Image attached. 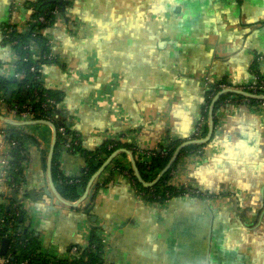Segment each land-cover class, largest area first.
Listing matches in <instances>:
<instances>
[{"label":"crops","instance_id":"0c3cea01","mask_svg":"<svg viewBox=\"0 0 264 264\" xmlns=\"http://www.w3.org/2000/svg\"><path fill=\"white\" fill-rule=\"evenodd\" d=\"M35 1L0 0L3 79L16 73L3 28L26 32L32 20L26 4ZM70 2L43 32L58 64L43 65L40 72L44 87L63 94L58 114L85 153L111 141L144 151L169 138L190 141L206 103V80L230 89L255 78L264 82V0ZM30 51L38 60V48ZM213 115L210 140L201 153L181 157L169 181L200 196L144 201L130 181L129 156L121 154L96 179L86 215L87 199L72 209L54 206L43 194L49 190L50 125L10 126L35 120L13 116L0 99V159L8 152L4 133L10 128L38 144L25 143L23 172L26 194L34 191L36 201L27 195L21 203L24 227L38 237L41 253L65 259L71 247L87 245L95 228L106 240V264H264V108L231 99ZM205 127L202 139L208 117ZM58 163L70 180L85 170L84 156L65 149ZM12 194L0 181V204Z\"/></svg>","mask_w":264,"mask_h":264},{"label":"trees","instance_id":"16d2710c","mask_svg":"<svg viewBox=\"0 0 264 264\" xmlns=\"http://www.w3.org/2000/svg\"><path fill=\"white\" fill-rule=\"evenodd\" d=\"M28 9H32L31 22L29 29L22 33L18 32L15 28L9 33H7L8 26H4L3 42L5 45H10L13 52L18 57L16 63V73L22 75V79L10 78V79H0V92H3L6 96L7 92H11V98L9 102L4 99V104H6L7 109L12 108L22 109L24 106H30L34 110L35 121H48L56 127V145L54 148L53 160H52V180L58 194L65 201L74 203L80 199V192H84L89 180L97 172L99 167L104 163V161L115 151L120 149H126L131 153L133 158L136 157V147H129L128 145H119L115 142H106L97 151L94 152H84L81 148V142L76 133L71 131L70 123L66 122L65 119L61 118L58 114V106L63 101V94L57 90L48 89L44 87L43 83L39 81L41 78V66L49 64H58L55 59H43V56H48L51 53V48L43 36V32L51 27H53L57 19L54 15L55 10L60 14L64 15L67 10L71 7L70 0H36L33 3L26 4ZM39 17H43L45 22L40 23L38 21ZM30 43L36 45L39 50L40 57L38 60L31 61V51ZM28 59V61H27ZM63 69V66L60 65ZM35 67L36 73H32L30 69ZM219 85H224L223 82L218 83ZM228 87V85H226ZM221 91L215 86H211L206 93V106L209 107L211 103V94H217ZM233 95H224L216 103L214 108L215 112L222 106L226 104ZM238 103H243L244 98L236 96ZM47 99L55 101L54 106H48L43 109V104L46 103ZM262 101H249V106H259L263 104ZM204 109V108H203ZM208 110H203L202 115L207 118ZM214 117V127L216 126V119ZM61 123V125H59ZM64 130L62 134L60 129ZM5 138L7 143L11 146L10 150V161H9V172L6 181V186H12V191L18 197L19 202L11 199L8 204H0V242L4 239L5 234L8 231H16L15 235L9 237L10 249L9 252L12 255L11 264H20L26 261L28 264H102L104 262L102 253L101 238L97 235V229L92 228L89 236V241L85 246H77L81 253V256L75 263H68L63 260H52L47 255L41 253L40 244L38 237L35 233L29 232L24 224L28 221L26 212L23 209L21 200L27 199L26 191L20 193L16 187L24 184V162L27 159L25 157V143L31 142L32 144L38 146L36 140L20 131L19 129L10 128L5 131ZM207 134V128L205 127L202 137ZM193 137L190 139L192 141ZM77 141L78 145L74 146V142ZM184 142L181 140H168V143L164 146L159 147L154 150L155 156L150 158L149 165L146 162L140 161V159L135 160L136 168L145 183H150L155 179L170 161L175 150ZM66 144H71L73 146V152L84 156L85 160V170L82 175L75 179L70 180L65 178L59 169V154L65 149ZM205 145H192L184 148L179 157L177 158L171 169L161 178L159 183L152 188H143L138 184L134 178L132 170L128 173L131 176L133 184L139 193L142 194L144 201L149 203H164L165 193H170L171 197L169 200L176 197H184L185 193L183 190H178L172 186L163 187V184H167L172 178V173L177 170L179 161L181 157L201 153L202 148ZM66 150V149H65ZM144 151V150H141ZM69 152V151H68ZM147 152V151H145ZM101 155L103 158H101ZM125 157V155H123ZM149 168V170H148ZM121 171H123L121 169ZM200 195H192V197H197ZM209 197L210 196H206ZM213 197V196H211ZM22 217V221L19 222V218ZM22 228L26 230V233L21 236L16 235L18 230ZM95 248V251L92 250ZM84 258L86 260H84Z\"/></svg>","mask_w":264,"mask_h":264},{"label":"built area","instance_id":"2783aa9c","mask_svg":"<svg viewBox=\"0 0 264 264\" xmlns=\"http://www.w3.org/2000/svg\"><path fill=\"white\" fill-rule=\"evenodd\" d=\"M12 11L14 12L15 11V6H14V2H13V6H12ZM54 15L56 17V19L60 16V13L55 10L54 12ZM38 21L40 23H44L45 20L43 17H39ZM29 25L30 23L26 26L27 30L29 29ZM14 28L12 26H8V29H7V33L6 34H9ZM26 30V31H27ZM5 36L3 35V38ZM48 45L50 46V43L47 42ZM51 47V46H50ZM32 48H36V45L33 44V43H30V50ZM14 53V52H13ZM15 57H16V63L18 61V57L16 56V54L14 53ZM39 57H40V54H39ZM43 59H48V60H51V59H55V56L52 55V53H50L48 56H43L42 57ZM30 60L31 61H34V59L32 58V56L30 57ZM28 61V59H27ZM30 71L32 73H36L37 70L35 69V67H32L30 69ZM1 75H0V79H1ZM15 78H18V79H22L23 76L22 75H19L17 73H15ZM40 82L41 81V78L39 79ZM211 86H215V88H219L222 90H225V89H229L230 87H227L226 85H222V84H215V85H211L210 83H208V81L206 80V87H207V90L211 88ZM235 90H240V91H244L248 94H251V95H258V96H264V82L260 81L258 78H255L253 80L252 83L250 84H247L245 86H242L240 88H237ZM216 96V94H211L210 95V98L213 100V98ZM0 99L2 102H4V99H5V94L3 92H0ZM231 99H233V101H238L236 100V95H233L229 100L226 101L229 102ZM211 100V101H212ZM249 101L250 99L248 98H244V101L243 103L245 105H249ZM239 102V101H238ZM264 102V101H262ZM55 105V101L54 100H51V99H47L46 100V103L43 104V109H45L46 107L48 106H54ZM210 106V105H209ZM254 107H258V106H254ZM259 107H263L264 108V103L263 104H260ZM206 108L207 110L209 109L208 106H206V103L204 105V109L206 111ZM10 113L15 116V117H18L19 119H22V120H25V119H33L34 118V110L32 107L30 106H24L22 109H17L16 107L15 108H12L10 110ZM208 116V114H207ZM206 121H207V118H205L203 115L201 116V118L199 119L198 123L196 124V128H195V131H194V134H193V139L192 141H196V140H200L202 139V134L204 132V127L206 126ZM60 132L63 134L64 133V130L61 128L60 129ZM169 141H171L172 139L169 138L168 139ZM74 146H77L78 145V142L75 141ZM65 149L68 150L70 153L73 152V146H71V144H66L65 145ZM10 150H11V146L8 144V152L5 156H2L1 159H0V165H1V170H0V181L4 183V185L6 186V181H7V177H8V172H9V161L11 159L10 157ZM135 152H136V155H137V158L140 159V161L142 162H146L148 165H149V161H150V158L155 156V153L154 151H141V150H136L135 149ZM149 170V168H148ZM175 172L172 173V176L174 175ZM157 176V175H156ZM155 176V178H156ZM130 177V181L132 182V185L134 186L133 184V181L131 179V176L129 175ZM166 186H170L169 182L167 184H163V187L165 188ZM6 188L12 190V186H6ZM18 189V191L20 193H23L25 191V188H24V184L23 185H20L19 187H16ZM134 189L136 191V194L142 198V194L138 192V190L135 188L134 186ZM180 190V189H178ZM183 190V193H185V195H198V192L197 191H193V190H189V189H181ZM184 195V196H185ZM171 195L170 193H165V200L164 202H168L169 199H170ZM143 199V198H142ZM16 231H8L5 236H4V239L8 240L9 241V237L15 235ZM16 235L18 236H21L22 233H17ZM101 238V244H102V253H103V256L105 254V248H106V240L103 238V237H100ZM9 249H10V241H9V246H8V249H7V253L5 256H0V264H11L10 261H11V258H12V255L11 253L9 252ZM92 250L95 251V248L92 247ZM81 256V253L79 251V248H77V246H73L71 247L69 250H68V256L67 258H63V259H56V258H52L50 256H48L49 258H51L52 260H63V261H67L68 263H75L79 257ZM84 260H86L84 258ZM20 264H28L26 261L24 262H21ZM102 264H106L105 262H103Z\"/></svg>","mask_w":264,"mask_h":264},{"label":"water","instance_id":"95a60500","mask_svg":"<svg viewBox=\"0 0 264 264\" xmlns=\"http://www.w3.org/2000/svg\"><path fill=\"white\" fill-rule=\"evenodd\" d=\"M236 95V96H240L243 98H248L250 100H254V101H264V96H258V95H251L248 94L244 91H240V90H235V89H225L220 91L219 93L216 94V96L213 98V100L210 103L209 109H208V135L206 138L204 139H200V140H196V141H187L182 143L173 153L170 161L167 163L166 167L156 176V178L150 182V183H145L137 168H136V164L135 161L133 159V156L131 155L130 152L126 151V150H118L115 151L114 153H112L106 160L105 162L99 167V169L97 170V172L91 177V179L89 180L85 190H84V194L83 196L76 202L74 203H69L65 200H63L60 195L57 193L54 184H53V180H52V160H53V154H54V148L56 145V127L51 124L48 123L46 121H35V122H30V123H20V122H7V124H9L10 126H16V127H20V126H25V125H36V124H46V125H50V127L53 130V141H52V145L48 154V158H47V165H46V177H47V181H48V188H45L43 190V194L52 198V204L54 206H58V205H64L66 207L75 209L77 208L81 203L85 202V200L87 199L86 203H84V208L86 209L85 213L86 215H89L92 207H89V203L92 199V193L93 190L96 187V179L102 174V172L110 165V163L118 156L121 154H126L129 156L131 165H132V172L134 175V178L136 179V181L138 182L139 185H141L143 188H152L155 185H157L159 183V181L161 180V178L171 169V167L174 165V163L176 162L177 158L179 157L181 151L188 147V146H192V145H205L211 138L212 133H213V128H214V120H213V113H214V108L215 105L217 103V101L224 95ZM11 98V92H7L6 96H5V101L9 102ZM59 125H61V123H59ZM28 197L30 198L31 201L35 202L36 198H35V193L34 191H29L27 192ZM11 199H14L15 201L19 202V199L17 198V196L15 194H12V197H10ZM55 200V201H54ZM95 218H92V222L95 223ZM22 221V217L19 218V222ZM18 233H22L23 235L26 233V230H23L22 228H20L18 230ZM9 246V241L6 239H3L0 242V256H5L7 253V249Z\"/></svg>","mask_w":264,"mask_h":264}]
</instances>
